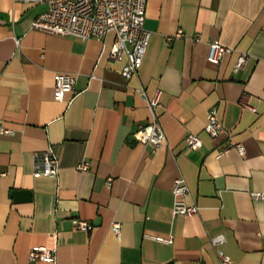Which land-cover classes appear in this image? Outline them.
Listing matches in <instances>:
<instances>
[{
	"label": "crops",
	"instance_id": "obj_1",
	"mask_svg": "<svg viewBox=\"0 0 264 264\" xmlns=\"http://www.w3.org/2000/svg\"><path fill=\"white\" fill-rule=\"evenodd\" d=\"M44 9L0 0V127L11 130L0 131V264H219L218 249L234 264H264V199L252 196L264 191V0H148L150 39L130 78L127 58L109 54L114 32L47 33L32 26ZM212 38L233 49L219 63L207 58ZM240 51L250 59L235 70ZM58 72L77 75L64 100L54 97ZM140 88L161 91L156 153L134 135L151 119ZM213 107L224 127L214 139L204 130ZM189 133L201 147L186 145ZM230 139L245 152L217 157ZM48 150L57 176L40 171ZM177 176L194 216L173 211ZM35 245L55 247L56 262L31 261Z\"/></svg>",
	"mask_w": 264,
	"mask_h": 264
},
{
	"label": "built area",
	"instance_id": "obj_2",
	"mask_svg": "<svg viewBox=\"0 0 264 264\" xmlns=\"http://www.w3.org/2000/svg\"><path fill=\"white\" fill-rule=\"evenodd\" d=\"M28 3L41 4L45 9L41 11L32 21V26L47 33L59 34L63 36H73L86 40L92 37L101 38L108 32L115 33V41L109 51L112 58L127 61L122 69V76L130 78L141 66L145 55L150 31L145 28L144 21L146 15V5L148 0H19ZM177 37L184 36L183 30L179 29ZM167 40L172 36L168 35ZM194 40H198L195 37ZM208 44V60L219 63L224 55L231 53L233 49L222 44L218 39L212 38ZM250 56L245 51L238 53L234 69L238 70L245 66ZM76 73L58 72L55 74L54 97L57 100H64L68 91H74ZM140 94L144 95L151 114L150 121L141 125L134 133L136 139L149 146L151 152L156 153L164 144L166 135L158 119V105L161 91L158 90L153 96L148 97L143 88L138 89ZM249 108L255 109V106L246 104ZM205 132L211 137H218L224 127L218 114V108H211L206 116L204 126ZM2 133H10L11 130L0 127ZM186 145L196 149L201 147L202 139L196 133H189L185 138ZM236 148L240 153L245 152L242 142H236L232 139L223 147L217 157L226 153L231 148ZM89 168V162L83 161L77 165V169L86 171ZM40 171L49 176H57L59 163L56 155L48 150L41 156ZM112 177H108L106 184L109 186ZM172 192L174 194L173 211L185 217H191L198 213V206L188 202L190 188L186 179L177 176L173 180ZM254 199H264V191H254ZM75 227L82 230H90L93 224L86 220H78ZM112 227L116 233L120 232L121 223L114 221ZM157 240L168 241L170 238L162 236H153ZM225 240L224 235L220 234L211 239L213 245L218 246ZM219 264H234V261L221 249H218ZM29 258L31 261L41 260L55 263L57 250L55 247L47 245H35L30 249Z\"/></svg>",
	"mask_w": 264,
	"mask_h": 264
}]
</instances>
